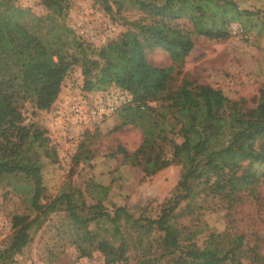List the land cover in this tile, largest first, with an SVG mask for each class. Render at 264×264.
<instances>
[{
	"label": "trees",
	"instance_id": "16d2710c",
	"mask_svg": "<svg viewBox=\"0 0 264 264\" xmlns=\"http://www.w3.org/2000/svg\"><path fill=\"white\" fill-rule=\"evenodd\" d=\"M96 1L110 16L135 8L143 17L93 48L58 20L65 13V0H41L45 16L14 0H0V126L8 121L14 125L13 130L0 127V182L19 181L10 185L34 212L33 217L22 213L10 219L12 232L0 249V264L11 263L43 219L61 210L78 232L94 227L96 234L79 250L82 256L98 250L107 264H133L132 252L136 264H241L242 258L264 264L259 244L244 241L243 234L208 230L198 243L201 231L178 218L198 210L201 194L225 199L231 208L244 193L257 198L256 188L264 182V105L262 119L253 121L242 102L208 84L184 78L168 90L171 74L180 72L194 46V36L226 39L228 25L236 21L245 30L246 25L259 26L254 23L257 11L239 8L232 0ZM154 47L168 53L171 65L149 62L147 50ZM72 65L81 67L83 90L115 86L132 96L118 113L122 125L142 130V141L132 152L118 145L109 156L120 155L145 175L181 165L176 187L155 217H135L125 205L113 204L109 210L104 205L109 186L94 180L87 181L85 194L63 191L42 202L44 159H55L56 151L45 129L23 123L19 107L28 100L36 110L48 109ZM154 101L156 105L150 104ZM174 134L181 138L179 144ZM153 231L157 238L150 237Z\"/></svg>",
	"mask_w": 264,
	"mask_h": 264
},
{
	"label": "rangeland",
	"instance_id": "374dc122",
	"mask_svg": "<svg viewBox=\"0 0 264 264\" xmlns=\"http://www.w3.org/2000/svg\"><path fill=\"white\" fill-rule=\"evenodd\" d=\"M65 1V13L58 20L71 29V34L93 48L115 38L129 27V21L143 17L135 8L110 16L96 0ZM232 1L239 8L257 11L254 23L259 26L246 25L245 30L236 21L228 25L229 37L226 39L194 36V46L185 57L180 72L171 74L168 90L178 86L184 78L197 84H208L219 89L228 99L242 102L250 110L251 119L259 121L263 115L260 106L264 105V24L260 25L261 20L264 21V0ZM14 3L30 9L36 16L47 13L41 0H14ZM147 58L159 67H167L172 62L160 47L147 50ZM117 90L123 89L111 86L105 91L83 90L81 67L72 65L63 79L57 99L48 109L36 110L28 100L20 105L23 123H35L45 129L49 146L56 151L55 159H44L41 172L45 196L42 202L63 191L79 189L85 194L89 180L109 186L104 200L109 210L112 211L113 204L125 205L135 217H155L162 203L170 197L180 178V164H171L153 175H145L139 167L124 163L120 155L109 156L118 145L134 151L143 138L139 127L122 125L118 109L102 117L75 120L71 103H78L85 110ZM157 102L150 104L156 105ZM0 127L14 129L9 121ZM172 137L176 144L181 142L177 134ZM10 183L16 185L20 182L9 178L0 182V249L4 248L12 232L10 219L13 215L30 213L31 217L34 216L29 203L24 201L21 193L14 192ZM256 193L257 198L244 193L232 208L227 206L225 199L218 196L204 198L201 194L197 199L198 210L178 217L179 222L201 231L198 243L203 241L208 230L227 231L243 234L244 241L249 244L258 243L260 253L264 255V182L257 186ZM94 234V227L78 232L63 210L50 213L40 227L31 232L29 243L8 264L29 261L32 264H107L98 250H93L90 256L81 255L79 248ZM150 237L157 238L158 233L153 231ZM107 239L110 244H115ZM129 261L136 264L134 252ZM241 264L252 263L242 258Z\"/></svg>",
	"mask_w": 264,
	"mask_h": 264
},
{
	"label": "built area",
	"instance_id": "2783aa9c",
	"mask_svg": "<svg viewBox=\"0 0 264 264\" xmlns=\"http://www.w3.org/2000/svg\"><path fill=\"white\" fill-rule=\"evenodd\" d=\"M128 97V98H127ZM131 97L125 90H117L111 92L105 98L99 100L94 105L83 109L78 103H71V110L75 115V120L86 121L88 118L102 117L104 115L113 113L123 104L129 102ZM25 264H32V261H29Z\"/></svg>",
	"mask_w": 264,
	"mask_h": 264
}]
</instances>
